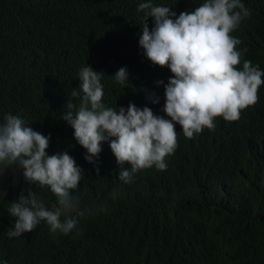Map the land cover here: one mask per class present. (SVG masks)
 I'll use <instances>...</instances> for the list:
<instances>
[{"label":"trees","instance_id":"obj_1","mask_svg":"<svg viewBox=\"0 0 264 264\" xmlns=\"http://www.w3.org/2000/svg\"><path fill=\"white\" fill-rule=\"evenodd\" d=\"M141 2L0 0V123L17 115L49 137V155L67 151L74 158L84 172L73 196L85 213L68 235L51 233L41 221L9 238L10 203L28 190L48 208L56 197L27 181L22 167H8L0 173V264H264V85L259 102L237 121L218 118L214 131L192 139L176 125L179 146L166 170H141L131 183L119 180L108 142L88 162L61 118L67 103L78 106L71 93L79 91V70L88 65L105 76L106 106L135 104L168 118L162 109L172 73L153 65L139 45ZM241 2L250 16L232 35L241 41L237 49H246L244 59L264 71V0ZM152 3L178 17L203 0ZM147 23L154 27V18ZM122 67L126 85L111 79Z\"/></svg>","mask_w":264,"mask_h":264},{"label":"clouds","instance_id":"obj_2","mask_svg":"<svg viewBox=\"0 0 264 264\" xmlns=\"http://www.w3.org/2000/svg\"><path fill=\"white\" fill-rule=\"evenodd\" d=\"M170 9L154 6L152 0L139 3L137 8L144 14L140 47L153 65L167 67L172 73L165 85L162 109L168 118L135 104H129L127 110L106 106L101 83L105 76L90 65L79 70V91L71 93L79 98L78 106L67 103V112L61 117L87 150L88 162L94 163L101 145L109 143L120 166L118 178L124 183H131L134 174L144 169L166 170V158L179 146L176 125L185 138L192 139L204 129L214 131L218 118L237 121L243 110L259 102L264 85V71L244 59L246 49L238 50L241 41L232 35L250 16L241 0H203L178 17ZM150 17L154 18L151 29L147 23ZM111 79L126 85L127 69L120 68ZM158 102V98L153 99V103ZM27 125L12 114L0 123V173L13 165L22 167L25 179L39 188H49L56 203L48 208L37 192L22 193L7 209L15 218L7 235L20 237L41 221L51 233L68 235L85 214L78 197L73 196L84 171L67 151L49 155V137ZM126 164L130 169L124 167Z\"/></svg>","mask_w":264,"mask_h":264}]
</instances>
